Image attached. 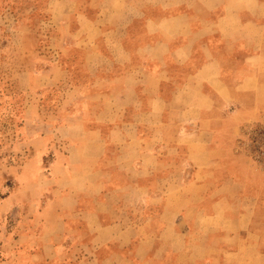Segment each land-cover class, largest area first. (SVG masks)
I'll list each match as a JSON object with an SVG mask.
<instances>
[{
    "label": "crops",
    "instance_id": "crops-1",
    "mask_svg": "<svg viewBox=\"0 0 264 264\" xmlns=\"http://www.w3.org/2000/svg\"><path fill=\"white\" fill-rule=\"evenodd\" d=\"M48 3L67 36L39 77L79 91L25 123L12 237L38 264H264V199L217 153L264 99V0Z\"/></svg>",
    "mask_w": 264,
    "mask_h": 264
},
{
    "label": "rangeland",
    "instance_id": "rangeland-1",
    "mask_svg": "<svg viewBox=\"0 0 264 264\" xmlns=\"http://www.w3.org/2000/svg\"><path fill=\"white\" fill-rule=\"evenodd\" d=\"M50 10L48 0H0V264H38L31 250L26 251L18 240L25 243L26 237H12L16 232L14 207L22 200L15 196L21 182L19 170L29 157L21 143L27 134L25 123L53 120L55 114L41 108H62L69 92L79 91L75 82L39 77L44 70L45 74L52 72L64 57L61 48L66 34L63 24L50 17ZM79 40V36L72 38L73 43ZM80 56L79 52L71 55ZM72 71L78 77L83 73L79 64L72 66ZM255 102L248 104L241 115L235 114L237 127L222 132L227 144L219 147L217 153L229 158L232 174L264 199V99ZM39 131L46 132V127L41 125ZM59 149L64 151L63 146ZM49 164L48 158L40 162L41 184L50 171ZM11 195L15 197L13 205L1 208L3 200ZM24 196L31 197V192ZM91 258L85 250L62 253L59 264H90Z\"/></svg>",
    "mask_w": 264,
    "mask_h": 264
}]
</instances>
